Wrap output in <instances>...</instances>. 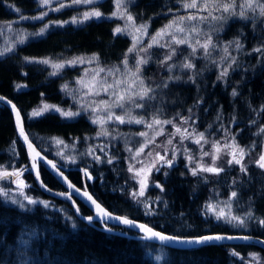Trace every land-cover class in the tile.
Here are the masks:
<instances>
[{
	"label": "trees",
	"instance_id": "16d2710c",
	"mask_svg": "<svg viewBox=\"0 0 264 264\" xmlns=\"http://www.w3.org/2000/svg\"><path fill=\"white\" fill-rule=\"evenodd\" d=\"M189 1L131 0L125 11L134 16L135 23H147L149 31H157L173 19L185 16V12L179 10L180 4ZM208 1L209 4L212 2ZM258 2L264 0H252L254 6ZM237 3L244 4L246 0H237ZM97 4L89 5V8L102 14L111 13L114 8V0H99ZM36 7V0H0V23L13 21L20 15H31ZM75 10L66 9L56 12L55 16L65 19L77 13ZM212 11L214 16L225 19H211L209 25L206 19L198 26L199 34L187 33L193 45L197 39L203 43L206 37H212L216 47L207 56L199 47L196 54L190 56L192 49L187 46L184 56H174L168 61V64L175 65L169 71L167 65L162 67L160 63L168 52L167 48H163L159 58L142 66L141 75L146 84L156 90L153 93L156 98L148 101V107L143 111L151 116L156 113L158 118L175 120L191 117L195 128L205 134L207 145L224 138L226 133L233 135L234 142L245 150L242 162L247 172L239 171L238 166L227 167L224 159L218 162L224 167L219 174L199 173L193 176L176 164L167 170V175L159 172L154 177L155 182L163 183L166 191L161 192L154 186L146 190L153 209L151 215H146L143 204L132 198L135 183L122 150H117L119 158L112 164L103 165L101 175L95 172L93 181L86 180L80 170H93L92 163L86 161L75 164L79 168L69 170L67 176L74 184L90 191L112 212L124 214L171 235L246 233L264 238V227L259 224L264 219V169L256 164L257 155L264 149V54L255 51L257 48L264 51V16L260 15L258 7L255 13L247 12L248 19L240 18L239 8L234 10L236 15ZM207 15L206 10L201 13V16ZM119 24V18L102 16L82 24L53 26L43 35L26 39L17 44L12 52L0 57V95L15 103L31 141L52 159L53 152L58 148L52 137L64 140L74 148L73 154L79 156L84 144L93 145L96 127L81 115L66 120L55 112L26 119L27 111L42 100L66 106V97L60 89L61 76L49 77L42 66L28 63L24 58L64 60L95 54L101 66L119 64L132 46L128 35L113 36ZM23 25L36 26L28 22ZM237 39L243 45L240 49L235 43H229ZM226 46L228 55L235 57V62L222 59ZM172 47L180 50L184 45L173 44ZM186 58L195 65L193 69L180 66ZM228 64L232 65L228 76L217 80L221 69ZM170 76L173 79L170 80ZM189 77L193 79L189 80ZM20 83L25 87L17 90L16 85ZM164 83L167 87H163ZM234 89L238 93L236 97L231 95ZM198 99L202 100L199 104ZM82 152L86 155L87 150ZM24 163L29 165L25 147L15 130L13 115L6 105L0 103V165L10 168ZM39 172L45 185L64 189L43 164H40ZM24 176L31 183L33 193L50 198L57 204L64 201L61 197L42 192L29 169ZM230 188L238 193V208H243L247 214L251 212L256 219L249 222L247 231L236 230L206 213V203L226 194ZM157 196L161 197V201L152 204ZM78 204L81 212H89L82 203ZM49 209L42 206L23 209L0 198V264H157L146 253V247L155 242L141 239V233L125 226H116L120 233H112L103 229L99 222L91 224L81 219L76 220L73 227L58 217L53 208ZM71 213L74 214L72 208ZM159 245L167 251L162 264H264V250L247 243H206L186 248ZM254 257L259 258L257 263Z\"/></svg>",
	"mask_w": 264,
	"mask_h": 264
},
{
	"label": "snow or ice",
	"instance_id": "6c2138e0",
	"mask_svg": "<svg viewBox=\"0 0 264 264\" xmlns=\"http://www.w3.org/2000/svg\"><path fill=\"white\" fill-rule=\"evenodd\" d=\"M41 6H48L50 5L53 0H38ZM56 2L59 3L60 7L59 8H53L50 10L53 11H60L61 8L65 7H72L76 5H93V6H98L97 0H71V3H66L65 0H56ZM131 0H115V7L116 11L112 13V17L120 18L125 20L124 27H117L114 32L113 36H116L117 34H127L132 36V47L128 49V53L136 52L138 55V59L135 61V70H131L128 67V55L127 53L125 54V58L122 61L124 65V79H116L113 84H107L105 80H99L97 81V77H99L100 73L105 72V69L102 67H98L97 70L94 71V74L92 76V80L95 82L94 86L89 88V91L85 93V95H99V91L96 90L97 86H102L103 90L106 93H109L110 96L112 97L111 101H99V103L92 108V113L93 116L90 117V120L93 124H99L101 126V131L97 133V135H104L107 136L109 135V132L104 128V124L107 122H118L119 124H138V125H145L146 127L152 129L155 126H161L162 124H172L173 127L176 128V132L173 133L172 135L175 136L176 134H179L180 136V143H183L184 140L192 139L194 143L197 145H201L202 147V141L204 143H207L208 141L205 139V134L204 133H196L195 129L190 132L188 128H184L183 131L181 130L180 127H177L175 124H173L172 120H163L161 121L156 113H153L151 121H148L145 119V116H140L139 118L131 116L129 112H126L125 115L128 117L127 119L125 118V115H120L117 113H114L111 111L112 108H120V109H125L127 104H131L135 108L138 109H143L148 107L147 102L155 99L156 96L153 95L155 93V89L150 85V84H145V81L141 75L142 72V66L146 65L149 63V60L151 59L152 53L149 51V49L153 48L154 46L161 47V48H167L168 52L165 53L163 60H161V66L167 65L169 71H171L172 67L175 65L168 64V61H171L174 56L179 55V49L178 47H172V45L176 46H181V45H188L189 48L192 49L191 53H189L190 56H194L197 52V48H201L204 51L205 56H207L210 53V50L212 48H215L216 45L213 43L212 37L208 36L205 38L204 42L201 43L200 40H196L195 45H193L190 42V38L187 35L189 32V29H191L192 32L199 34L198 28L195 26V24H191L189 26H184V18H181L179 21V25L176 26L175 30L173 31L174 25L177 24L176 21L170 22L168 25H165L162 29H160L155 36L151 37V43L148 44L147 48H143L141 46V40L143 39V35L147 34V29L148 25L147 24H142L137 26L135 24V18L134 16L125 11L127 9L128 3H130ZM183 8L185 9H199L202 6L196 2V0H192V3H184L182 5ZM257 7L260 10V15L264 16V2H258L255 6L252 3V0H246V3L244 4H238L237 0H212L210 4H205L203 5V8L208 12V15L197 17L195 15H189L187 17V20L189 22L191 21H196L199 20V22H204L206 19H225V17H216L213 15V11H223L224 13H229L230 15H236L235 9L239 8V15L240 18L242 19H248L247 12L251 11L253 13L256 12ZM125 9V10H122ZM19 11V10H17ZM47 15V12L41 13L40 16L34 17V19H43L44 16ZM102 13L100 11H85L81 17H73L71 21H63V22H56L58 26H63L65 23H73V24H82L90 19L93 18H101ZM49 27V25H45L44 28L40 29L39 33H35L33 35H43L45 30ZM137 33L139 35H137ZM178 33L180 35H178ZM24 39L23 36H21V39L19 43H23ZM231 43H235V46L237 49H240L243 47V45L239 42V40H235ZM139 46V47H138ZM11 51V49H5L4 52ZM255 51L262 52L264 54V51L262 49L257 48ZM4 52H0V55H3ZM140 52H143V55H139ZM225 56L222 57V59H230L233 62H235V57H230L228 55V47L226 46L224 48ZM26 62L28 63H41L44 65H49L52 69L53 72L50 73L52 76H56L59 74L60 70L65 68L66 66H75L77 64H83V63H92V62H98L99 58L95 54L92 57L85 58V57H73L71 60H61L60 62H54L53 60L49 58H44L41 60H35L34 58H29L25 57L24 58ZM184 69H193L195 65L190 62L186 58L185 62L180 65ZM232 65L228 64L227 67L221 69L220 74L217 76V80H222L225 79L228 74L229 70L231 69ZM87 71V70H86ZM120 69L115 68V69H109L108 74L109 75H115L116 73H119ZM169 79H173V77H169ZM175 79H180V77H175ZM192 77H189V80H192ZM77 83L81 84L83 87H87V85L84 84L83 78L81 80H78ZM123 85L124 87H121ZM157 87H160V85H157ZM163 87H167V83L163 84ZM17 90H20L21 86L16 85ZM112 89H115L113 91H110ZM61 91L67 92L68 91V85L65 84L62 86ZM43 96V94H41ZM233 97H236L238 95L237 91L234 89L231 93ZM5 100L4 97L0 96V101ZM202 100L198 99L197 104L201 103ZM8 104H11L12 111L15 113L16 116V125L17 129L19 132V137L23 138L24 143L27 145V148L29 150V156L31 158V170L35 171L36 173V178L37 180L40 179V172H39V162L44 161L47 165L51 167V169L59 176H61L65 183L67 184L69 189H74L77 193H80V189L75 188L73 184H71L68 180L67 177L64 176L62 170L60 167L53 162L52 160L46 159L45 156L41 154V151H38L37 148L34 146L33 142L29 140L28 134H26L25 129L23 127V123L21 121V116L20 112L17 110L16 105L12 104V102L9 100L7 101ZM83 107V105L81 106ZM97 108L100 109V111H105L106 116L105 117H100L97 115ZM54 110L55 112H59L60 115L64 118H73L75 116L80 115L79 111H71V110H64L59 108L58 106L55 105H49V104H43L41 107H38L37 109H34L30 113L31 118H36L42 116L45 112ZM86 110V109H85ZM158 111V110H157ZM192 109H189V112H191ZM179 115V114H178ZM182 121L184 124H188L190 121L192 124H195L194 120H191V117H181ZM163 129L161 128V132ZM264 131V129H262ZM161 132H158L157 135L161 134ZM139 136L141 137H146L147 133L146 132H139ZM52 142L57 145V146H63L60 148L57 152V155L61 157V159L66 160L69 163H76V158L74 156H67L64 153V149L68 148L69 145L62 139L57 138V137H52L51 138ZM155 137L152 138L150 141H146L145 144H142L139 148L133 152L132 148H126V150L130 153H132L130 159L131 160H137V162L142 163L143 161H139L138 158L140 155L144 152V148L147 146L148 143L154 142ZM75 143V142H73ZM167 144L171 145L173 144V140L169 139L167 141ZM105 147H101L100 151L105 153V156H107V152H105ZM157 147H160V145H157ZM213 149H215V152L218 154L220 153L221 149L218 145V143H213L212 144ZM229 147V145H225V148ZM176 151L177 149L174 147L172 150L171 158H168V150L165 148L164 155H161L159 152L155 153V159L152 160L150 163L147 165L139 168V169H134V166L130 163L128 171L129 172H134V178L141 177L142 173L144 174L142 178L138 180L139 183V191H134L132 193V198L138 203V204H143L145 208V214L146 215H151L153 214V209L152 205L149 203V198L146 197V190L149 189L150 186H154L158 188L161 192L166 191L164 185L162 182H155L154 184H151L149 180V175L152 174L153 172L159 173L161 172L163 167L167 168H172L175 166L176 162ZM34 154V155H33ZM184 154L187 156L188 159V164H193L195 157L191 154L190 149H185ZM217 154H212L211 155V160L213 166H206L204 163H196L192 168L189 170L191 171V174L193 176H198L199 173H213V174H219L223 169L220 166H216V161L218 160V155ZM84 155V154H82ZM86 155L91 156L92 159L96 163H103L105 161L102 160V158L98 155L95 154V151L90 147L86 153ZM149 156L152 155L151 152L148 153ZM202 157H207L209 156V152L203 151L202 152ZM239 155L240 158H236V150L234 149L232 152V159L228 160V164H236V165H241V161L244 159V149H239ZM113 159L115 157H109L107 159L108 164L113 163ZM256 163L259 165L261 169H264V154L260 155L259 160L256 161ZM188 164L185 165V167H188ZM25 168L17 169L16 171L13 172H0V180L2 179H11V177H16V181H12L13 183H16L17 181L19 182V187L22 189L23 187H26L25 183L23 180L20 179L21 175L25 171ZM84 176L88 180H92L93 176L91 173L88 171L87 168H82L80 169ZM241 171L242 172H247V169L242 165L241 166ZM167 175V173H164ZM183 176L184 173H181ZM42 186H44L42 184ZM10 191V189L8 190ZM8 191H6L3 188H0V195H7ZM23 195V192L21 191L20 193ZM82 194L88 201L91 202L92 205L95 206L96 212L92 216H87L84 217L89 222H92L94 219H100L105 223L106 230L111 231L112 229L107 226V221L109 220H115L118 221L119 223H122L124 225H128L132 228H136L139 230L140 233H143L141 236V239L143 240H158L162 243L164 242H176V243H187V244H206L212 241L216 240H221V239H232L233 237H223L220 235H205V236H200V237H194V238H182L178 236H171L162 233L161 231L155 230L153 227L148 226L144 223H138L132 219H129L127 217H122L119 215H114L110 211L106 210L104 207L101 206L100 203L97 202V200L93 199V196L90 195L87 190ZM67 195L69 199H71V194H63ZM238 193L236 191H232L229 197V200L225 201L224 204L227 208V213L225 212L224 208H219L218 205H214L212 203H206L205 208H206V213L211 212L213 213L217 219H224L228 221L229 223L231 222H238L239 224L243 225L245 223V219H242L239 216L232 215L231 213V203L230 201L232 198H236ZM144 198V199H140ZM24 199L28 201L29 204H36L40 203L43 204L45 208L49 206V203L47 201H37L35 199H32L29 196H24ZM156 201H161V197L157 196L155 198V201H152V204H154ZM14 203L16 201H13ZM73 204L75 206V201H73ZM22 206V205H21ZM77 212H79V208H77ZM68 219H71V217H68ZM246 219H252V214L251 212L248 213ZM259 224L261 227H264V219H261L259 221ZM73 227H75V224H73ZM247 239V237H244ZM261 243H264V241H260ZM255 258V257H254ZM159 259V257H157Z\"/></svg>",
	"mask_w": 264,
	"mask_h": 264
},
{
	"label": "rangeland",
	"instance_id": "374dc122",
	"mask_svg": "<svg viewBox=\"0 0 264 264\" xmlns=\"http://www.w3.org/2000/svg\"><path fill=\"white\" fill-rule=\"evenodd\" d=\"M97 1H99V0H97ZM65 2L71 3V0H65ZM196 2L198 4H200L202 7L199 9H185L182 7V5L184 3L180 4L179 10L182 12H185V16L179 17L177 19H173V21L177 22V24L174 25V27H173V31L175 30L176 26L179 25V21L181 20V18H184V26H189L191 24H195V26L198 28V26L200 25V22H198V20L189 22L187 20V17L189 15H195L197 17H199V16L201 17V13L203 11H205V9L203 8V5L209 4V1L208 0H196ZM188 3H192V0L189 1ZM36 4H37V7H36L37 9L31 15H20L13 21L0 23V52H4L5 49H11V51L4 52V54L0 55V57H3L5 55L9 54L10 52H12L14 50V48L17 46V44H19L21 36H23L24 41L28 38L39 36V35H33V34L39 33L40 29L44 28V26L46 24L49 25V27L45 30V32L53 26L54 27L58 26L56 22L71 21L73 17L79 18L82 16V14L85 11H97L96 9L89 8V5L85 6L83 4L72 6V7L61 8L60 11L50 10L53 8H59L60 7L59 3L56 2V0H53V2L48 6H41L40 3L38 2V0H36ZM66 9H76L75 11L77 13H73L71 16H69L65 19L56 18V16H55L56 12L58 13V12L66 10ZM116 10L117 9L115 7V0H114V8H113L112 12L108 13V14H102V16L108 17V18H116V17H112V13ZM122 10H125V9H122ZM43 12H47V15L44 16V18L42 20L41 19H34V17L40 16L41 13H43ZM210 21H211V19L209 18L208 19V25H209ZM27 22L31 23V24L35 23L36 26L31 25L32 27L31 26L25 27L23 24L27 23ZM169 23H167L166 25H168ZM66 24H73V23L69 22V23H65L63 25H66ZM124 24H125V20L120 19V24L118 26L123 28ZM135 24L137 26H139V25L147 24V23H141V24L135 23ZM74 25H77V24H74ZM27 28H31V29H27ZM159 30L149 31V25H148L147 34L143 35V39L141 40V46L143 48H147L148 44L151 43V37L155 36ZM189 32H192L191 29H189ZM137 35H139V34L137 33ZM128 36L130 37L131 42H132V36H130V35H128ZM187 46L188 45H184V47L180 48V50H179L180 54L177 55V57L178 56H184V53L187 50V48H185V47H187ZM162 50H163V48L157 47V46H154L153 48L149 49V51L152 53V56H151V59L149 60V62H153L155 59L159 58ZM143 54H144L143 52L139 53V55H143ZM127 55H128V62H129L128 67H129V69L134 71L135 70V68H134L135 61L139 57H138L136 52L127 53ZM76 57L89 58L92 56H76ZM72 58L64 59V61L71 60ZM124 58L121 60V62L119 64H115V65L101 66L97 62H92V63L86 62L83 64H77L75 66H66L65 68L61 69L59 74L56 76L62 77L60 89L65 84L68 85V91L67 92L62 91L63 92L62 95L64 97H66V106H62V105H59V104H56V103H53L50 101L42 100L37 106H34L27 111L26 119H33L30 117V113L34 109H37L38 107H41L43 104L46 103L49 105L58 106L59 108L64 109V110H71L74 112L79 111L81 116L85 117L86 119H88L91 122L90 117L93 116L92 108L95 107L99 103V101H102V100L103 101H111V99H112L110 94L106 93L103 90L102 86L96 87V90L99 91V95H85V93H87L89 91V88L93 87L95 84V82L92 80V76L94 74V71L97 70L98 67L104 68L105 72L100 73L99 77H97V81L105 80L107 82V84H113L114 81L118 78L124 79V75H123L124 65L122 63ZM35 60H41V59H35ZM51 60H53V59H51ZM53 61L54 62H60L61 60H53ZM38 64L46 70L47 75L49 77H55V76L50 75V73L53 72V69L49 65H44L41 63H38ZM115 68L120 69V72L116 73L115 75H109L108 70L109 69H115ZM81 78H83L84 84L87 85V87H83L81 84L77 83V81L81 80ZM144 81H145V79H144ZM145 84H146V81H145ZM18 85H20L21 88L25 87V85L21 84V83ZM121 87H124V86L121 85ZM113 90H115V89H112L110 91H113ZM82 105H83V107H81ZM144 109L145 108L138 109V108H135L134 106H132L131 104H127L126 108L123 110L120 108H112L111 111L114 113L120 114V115H125L126 112H129L131 116H134L137 118H139L140 116H145V119H147L148 121H151L152 116L144 114V111H143ZM48 112H55V111L51 110ZM45 113H47V112H45ZM55 113L60 115L59 112H55ZM96 114L99 115L100 117L106 116V112L100 111L99 108H97ZM80 115H78V116H80ZM78 116H75L73 118H64L62 116L61 117L66 119V120H72ZM125 118L127 119L128 117L125 115ZM159 119L161 121L172 120L173 124H175L177 127H180L182 131L184 128H188V130L191 132L194 128L196 133L202 132V130L195 128L194 124H192L191 122H189L188 124H184L181 117H179L178 119H175V120H174V118H170V117L169 118H159ZM94 125L96 127V134L92 137L93 145H91V144L85 145L84 144L82 146V148L79 150L81 152V153L79 152V156H75L73 154L74 148H72L68 143L67 144L69 145V147L64 149V153L67 156H74L76 158L75 164H77L79 162H84V161H86L88 163H92L91 166H93L94 168H93V170L89 168L88 171L90 170L89 172L93 176V179L89 180V181H93L95 179V177H96L95 172L96 171L99 173V174L97 173L98 175L102 174L103 165H105L107 163L106 161L109 157H115L116 160L119 158L118 155H116L117 150L123 151V154L125 156V160L127 163V169L129 168L130 163L134 166V169H139V168L147 165L148 163H150L152 160H154L156 158L155 157L156 152H159L161 155H164L165 148H167V150H168V158H171L172 150L175 147L177 149L175 165L179 164L183 168H185L189 173H191V171L189 169L192 168L196 163H204L206 166H213L212 160H211V155L217 154V153L215 152V149H213L212 144L218 143L221 151H220V153L217 154L219 158L216 161V166H220L221 168H224L222 165H218V162L220 161V159H224L223 162L226 163L227 167H229V168L232 165L238 166L239 171H241V166L243 165L242 161H241V165H236V164L229 165L227 162L228 160L232 159V152L234 149L236 150V158L237 159L240 158L239 149H241V148L244 149L243 147L237 145L234 142L233 135H231V134L226 133L227 136H225L224 138H219L218 140H215L214 142L211 143V145H207L206 143H204L202 141V147H201V145H197L196 143H194V141L192 139L184 140L183 143H180L179 134H176L175 136L172 135L173 133L176 132V128L173 127L172 124H162L161 126H155L154 128L150 129V128L146 127L145 125H138L135 123L119 124L118 122H107L104 124V128L109 132V135H107V136H104V135L98 136L97 133L101 131V126L99 124H94ZM161 128L163 129L162 132H161ZM141 131L146 132L147 136L146 137L139 136L138 133ZM158 132H161V134L157 135ZM153 137H155L154 142L148 143L147 146L144 148V152L138 158L139 161H143V164L137 162V160H131L130 157H131L132 153L128 152L126 150V148H132L133 152H135V150L137 148H139L142 144H145L146 141L152 140ZM169 139L173 140V144H171V145L167 144V141ZM157 145H160V147H157ZM225 145H229V147L225 148ZM55 146L58 148H57V150H55L53 152V158L58 163V165H69V166H73V167L75 166L76 167L75 169L79 168V166H76L73 163H69L64 159H61V157L57 155V152L63 146L62 145L61 146L55 145ZM104 146H106L105 152H107V154H108L107 156H105L104 152L100 151V148L104 147ZM90 147L95 151V154L100 156L102 158V160L105 162L98 164L92 159L91 156H88L85 154L82 155L83 154L82 151L84 149H86L88 151V149ZM185 149H190L191 154L195 157L193 164H188L187 156L184 154ZM203 151L209 152L210 155L207 157H202L201 154ZM149 152L152 153L151 156L148 155ZM244 153H245V150H244ZM262 154H264V149H263L262 153H260V155H262ZM260 155H257L256 161L259 160ZM115 159H113V160H115ZM186 164H188L187 168L185 167ZM257 166L259 167L258 164H257ZM21 168L26 169L20 177V179L24 181L26 187H23L21 189L19 187L18 181L16 183H13L12 181H16V177H14V176L11 177L10 180L9 179L0 180V188L5 189L6 191H8L10 189V191H8L7 195H0V198L5 203L11 204V205L17 206L19 208H23V209H34L36 206L44 207L43 204H40V203L29 204L28 201L24 199V196L26 195V196L31 197L32 199L37 200V201H47L49 203V206L47 207V209L53 208L56 211V213H58V215H59L58 217H61L63 221L66 220L68 222V225H70V226L75 224L76 220L80 219L79 217H77L71 213V208L68 205L69 202L65 198L61 197L62 199H64V201H66L68 203L63 201L60 204H57L56 202L52 201L50 198L41 197V196H39V195H37L31 191V187H30L31 183L24 176V173L27 172V170L29 169V165H27V163L22 164L20 167L14 166V167H10V168H6V167L0 165V172H13V171H16L17 169H21ZM161 168H162L161 173H163V174L165 172L167 173V170L169 169V168L163 167V166H161ZM129 173H130V175H131V177L135 183V186L133 188L132 193L134 191L138 192L139 191L138 180L140 178H142L144 174L142 173L141 177L134 178V172H129ZM156 174H157L156 172H153L152 174L149 175V180H150L151 184L155 183L154 177ZM84 178L86 180H88L86 177H84ZM76 186H78V185H76ZM78 187H80V186H78ZM80 188H82V187H80ZM64 189H57V190H64ZM21 191L23 192V195L20 194ZM232 191H233V189L230 188L227 190L226 194L220 195V196L213 198V199H210L207 203L210 202L214 205H218L219 208H224L225 212L227 213V208H226L224 202L229 200V197H230V194ZM236 200H237V198H232V200L230 201L231 213H232V215H236V216L241 217L242 219H245V223L243 225H241L235 221L229 223L228 221H226L224 219H217V220H220V221H223V222L229 224L232 228H234L236 230L247 231V230H249V227H250L249 222L252 220L255 221L256 219H254L253 216H252V219H246V217L248 215L247 212H244L243 208H238L239 205H238V202L236 203ZM13 201H16V202L14 203ZM84 206L87 208L86 205H84ZM78 208H79V211H81L79 204H78ZM109 211H111V210H109ZM90 213L91 212L89 211L88 213H84V214L86 215V214H90ZM113 213H115V212H113ZM115 214L131 218V217L126 216L124 214H120V213H115ZM207 214L209 216L216 218V216L211 212H207ZM68 217H71V219H68ZM177 219H178V217H177ZM95 222H99V221H92L91 224H94ZM86 223H88V222H86ZM107 226H109V227L120 232V230L116 229L115 227L116 226L120 227L123 225L113 224V223L111 224V223L107 222ZM155 244H149L148 247H146V253L149 256H151L152 259L154 258V261L157 264H162L163 259L166 257L167 251L163 248V246H160L159 244H156V245ZM157 257H159V259H157ZM258 261H259V258L255 257V262L257 263Z\"/></svg>",
	"mask_w": 264,
	"mask_h": 264
},
{
	"label": "water",
	"instance_id": "95a60500",
	"mask_svg": "<svg viewBox=\"0 0 264 264\" xmlns=\"http://www.w3.org/2000/svg\"><path fill=\"white\" fill-rule=\"evenodd\" d=\"M0 96H2V97L5 98V100L0 101V103L6 105V106L10 109V111H11V113H12V115H13L14 125H15V130H16V133H17V135H18V137H19V132H18L17 125H16V116H15V113L12 111L11 104H8V103H7V101H9L10 99L7 98V97L4 96V95H0ZM10 101L12 102V104H15L12 100H10ZM16 108H17V110L20 112V110L18 109L17 106H16ZM20 116H21V121H22V123H23V127H24V129H25V125H24V121H23V118H22L21 112H20ZM25 132H26V129H25ZM26 134H28V133L26 132ZM28 136H29V135H28ZM19 138H20L22 144H23L24 147H25V150H26V153H27V158H28V161H29V171H30L31 174H32V177H33V179H34V182H35L36 186H37L42 192H44L45 194H48V195H50V196H52V197H62V198H65V199L70 203V206H71V208H72L74 214H75L77 217H79L81 220H83L84 222H88V223H89V221H87L86 219H84V217L94 215L95 212H96L95 206L92 205L91 202L88 201V200L86 199V197H84L82 194H80V193H83V192L85 191V189L76 186V185H75V184H74V183L68 178V176H67V172H68L69 170H71V169H75L76 167H75V166H74V167H73V166H69V165H58V163H57L54 159H52L51 157H49V156H47L46 154H44V153H43L38 147H36V145L33 143L34 146L37 148V150H38V151H41V154H42L43 156H45L46 159H48V160H52L53 162H55V163L60 167V169L62 170L64 176L67 177V180H68L71 184H73V185L75 186V188L80 189V193H77L74 189H69L68 186H67V184L65 183L64 179H63L61 176L57 175V174L51 169V167H50L49 165H47L44 161H40V162H39V166H40V164H43V165H44V166H45V167H46V168L52 173V175H53V176L59 181V183H60L65 189H64V190H57V189H52V188L48 187V186L45 185L44 182L42 181L41 176H40V179L37 180L35 171L31 170V158H30V156H29V150H28V148H27V145L24 143L23 138H21V137H19ZM29 140L31 141L30 137H29ZM33 155H34V154H33ZM87 169H88V168H87ZM42 184H43L44 186H42ZM87 192H88L90 195H92L88 190H87ZM67 193H70V194H71V199H69V198L67 197V195H63V194H67ZM92 196H93V195H92ZM93 199L97 200L94 196H93ZM73 201H75V206H74V204H73ZM78 202L82 203L83 205H86L87 208H88V210H89L91 213L85 215V214L82 213L81 211L77 212ZM97 202L100 203L98 200H97ZM100 204H101V203H100ZM101 206L104 207L106 210H108L103 204H101ZM108 211H109V210H108ZM110 212H111V211H110ZM111 213H113V212H111ZM113 214H114V215H118V214H115V213H113ZM119 216H121V215H119ZM122 217H125V216H122ZM127 218H128V217H127ZM129 219H132V220H134V221H136V222H138V223H144V222H141V221L135 220V219H133V218H129ZM93 221H99V222L103 225L102 228L106 230L105 223H104L103 221H101L100 219H94ZM107 222H108V223H111V224H112V223H113V224H120V225H123V226H125V227H128V228H130V229H132V230H134V231L140 233L138 229H136V228H132V227H130V226H128V225H124V224H122V223H119L118 221H115V220H109V221H107ZM90 223H92V222H90ZM144 224H146V223H144ZM146 225H148V224H146ZM148 226H150V225H148ZM108 227H109V226H108ZM151 227H152V226H151ZM110 228H111V227H110ZM153 228H154V227H153ZM111 229H112V230L109 231V232H112V233H120L119 231H117V230H115V229H113V228H111ZM154 229L157 230V231H160V230H158V229H156V228H154ZM107 231H108V230H107ZM161 232H162V231H161ZM162 233L167 234V235H171V234H168V233H165V232H162ZM141 234L143 235V233H141ZM205 235H220V236H223V237H233L232 239H221V240H216V241H212V242H209V243H213V244H239V243H247V244L256 245V246H258V247H260V248H262V249L264 250V243H261V242H260V241H264V238H262V237H258V236H254V235H251V234H246V233H208V234H204V235H200V236H205ZM171 236H175V235H171ZM200 236H183L182 238H189V239H190V238L200 237ZM178 237H180V236H178ZM244 237H247V239H245ZM149 241H152V242H155V243H159V244H163V245H165V246H171V247H174V248H186V247H194V246L200 245V244H187V243H176V242H164V243H162V242H160V241H158V240H149Z\"/></svg>",
	"mask_w": 264,
	"mask_h": 264
}]
</instances>
